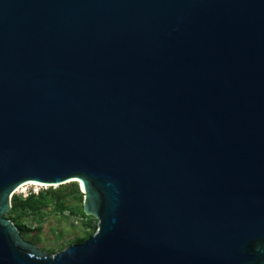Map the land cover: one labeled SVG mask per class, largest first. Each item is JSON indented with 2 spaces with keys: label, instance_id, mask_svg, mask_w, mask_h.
<instances>
[{
  "label": "water",
  "instance_id": "obj_1",
  "mask_svg": "<svg viewBox=\"0 0 264 264\" xmlns=\"http://www.w3.org/2000/svg\"><path fill=\"white\" fill-rule=\"evenodd\" d=\"M28 183L97 232L26 241ZM0 264H264V0H0Z\"/></svg>",
  "mask_w": 264,
  "mask_h": 264
},
{
  "label": "rangeland",
  "instance_id": "obj_2",
  "mask_svg": "<svg viewBox=\"0 0 264 264\" xmlns=\"http://www.w3.org/2000/svg\"><path fill=\"white\" fill-rule=\"evenodd\" d=\"M47 188L49 187L43 185L28 186L16 192L14 197L26 198L31 193L37 194L42 190L45 191ZM57 188L59 187H55L54 189ZM79 190L82 193L80 186ZM75 196V194L68 195L67 205L69 211L66 212L59 211L51 203L38 215L34 216L28 213L9 216L7 213L6 218L16 219L18 223L26 225L31 232L24 234L23 238L35 244L44 253L55 255L71 246L77 245L79 240L86 239L88 234L94 233V230L86 228V220L82 217L81 210H83L84 195L80 200ZM72 210L74 211L72 212ZM92 225L98 227V220L94 218Z\"/></svg>",
  "mask_w": 264,
  "mask_h": 264
},
{
  "label": "trees",
  "instance_id": "obj_3",
  "mask_svg": "<svg viewBox=\"0 0 264 264\" xmlns=\"http://www.w3.org/2000/svg\"><path fill=\"white\" fill-rule=\"evenodd\" d=\"M69 190V191H68ZM69 194H75L79 200L82 199L83 194L79 190L78 183H71L65 186H61L57 189L52 187L47 188L45 191L42 190L39 193H31L26 198H21L19 196H15L12 200V209L8 213L9 216L18 214H31V215H38L42 213L51 203L55 205V207L61 211L66 212L69 211L67 205V197ZM74 210H72L73 212ZM82 217L86 220L85 226L87 229L94 230L97 232L98 227L92 225V220L94 217L87 216L84 213V210H81ZM12 222H14L22 235L31 232V230L24 224H20L16 221V219L11 218ZM88 234L86 239H81L78 241V244H83L87 240H89L93 234Z\"/></svg>",
  "mask_w": 264,
  "mask_h": 264
},
{
  "label": "bare ground",
  "instance_id": "obj_4",
  "mask_svg": "<svg viewBox=\"0 0 264 264\" xmlns=\"http://www.w3.org/2000/svg\"><path fill=\"white\" fill-rule=\"evenodd\" d=\"M28 186H39V184H37V183H28V184H25V185H22L20 188H18V190L16 191V192H18V191H20L21 189H24V188H26V187H28ZM41 186V185H40ZM46 187V186H45Z\"/></svg>",
  "mask_w": 264,
  "mask_h": 264
}]
</instances>
